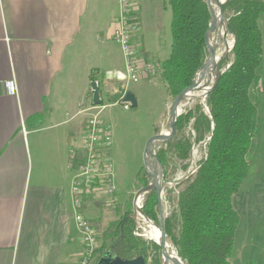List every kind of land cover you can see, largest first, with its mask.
I'll return each instance as SVG.
<instances>
[{
	"label": "crops",
	"instance_id": "obj_1",
	"mask_svg": "<svg viewBox=\"0 0 264 264\" xmlns=\"http://www.w3.org/2000/svg\"><path fill=\"white\" fill-rule=\"evenodd\" d=\"M129 1L138 24L136 56L149 62L151 43L163 31L166 0ZM118 14V0H0V264L80 261L70 189L83 146L84 111L93 106L91 78L102 104L122 88L125 63L113 40ZM259 27L263 67L253 158L260 167L243 193L249 203L245 228L253 230L259 221L264 237V18ZM130 86L136 100L138 90ZM114 198L116 205L96 191L82 199L81 213L97 242L125 212Z\"/></svg>",
	"mask_w": 264,
	"mask_h": 264
},
{
	"label": "trees",
	"instance_id": "obj_2",
	"mask_svg": "<svg viewBox=\"0 0 264 264\" xmlns=\"http://www.w3.org/2000/svg\"><path fill=\"white\" fill-rule=\"evenodd\" d=\"M166 5L171 11V45L158 77L173 100L192 85L206 60L205 34L211 14L206 0H166ZM223 15L234 37L229 68L222 60L219 69L224 72L216 87L203 104L183 109L176 120L175 136L155 152L167 181L177 164L186 172L192 147L205 143L206 156L193 175L177 184L175 205L164 218L166 240L183 264H229L240 224L232 198L247 175L246 157L259 124L250 90L260 83L263 53L259 22L264 18V0H226ZM122 93L119 87L106 102L115 104ZM171 192L167 191L169 201ZM141 213L159 225L154 194L146 197ZM134 230L131 213L124 212L103 235L109 242L107 250L122 260L143 256L145 262L146 253L152 250L151 264H162L159 248L136 237ZM103 249H97L95 261Z\"/></svg>",
	"mask_w": 264,
	"mask_h": 264
},
{
	"label": "rangeland",
	"instance_id": "obj_3",
	"mask_svg": "<svg viewBox=\"0 0 264 264\" xmlns=\"http://www.w3.org/2000/svg\"><path fill=\"white\" fill-rule=\"evenodd\" d=\"M166 7L167 13L165 15L163 14V31L161 32L157 40L151 43V47L148 50V61L151 63H161L166 60L170 54L171 11L167 5ZM220 29L223 31L222 26L220 27ZM221 40L222 43L219 48L220 52L224 50V41L223 39ZM231 40V36H228L226 41L231 45ZM135 45L137 44L133 43L134 47ZM231 59L232 56L230 53L228 59L223 60L227 65L228 63H230ZM262 67L263 66L261 65L260 69L258 70L259 76ZM212 83L213 79H211L209 87H211ZM130 87H136V89L138 90V93H136L137 105L135 108H131L129 106L128 110H124L121 104L112 105L103 100V104L106 107L103 109L101 117L102 120H105L104 122L110 125L112 128L111 154L114 193L112 196L108 197L111 199L112 203L116 205V203H114V196L117 195L119 209L123 206L122 208L125 207V212L131 213L132 219L135 222L134 235L155 244L145 237L147 228L143 220L135 212L133 200L136 193L150 182V178L147 176L143 166V152L145 145L147 141L154 135L165 133L167 134L169 132L167 123L170 106L173 100L166 93L165 85L158 76H155L154 80L149 83L142 81L138 82L137 84H131ZM259 87L260 86L258 85L256 89L250 90V98L256 104L258 112L260 113L261 106L256 96V91ZM196 103H201V100L195 99L193 101H190L189 103H186L185 105H183L181 113L183 112V109L191 108ZM258 135L259 129L256 130V136L258 137ZM256 142L257 139L256 141L254 139L247 153L246 158L249 163L247 175L241 184L239 192L232 198L233 208L239 213L241 221L236 231L235 245L229 259V264H261L264 237L262 236V233L260 231L261 229L259 228V221H255V227L253 230H246L244 225L246 222L245 216L247 214L246 206L249 205V203L245 200L243 192L245 188L250 185V183L254 184L256 173L257 171L259 172L260 167V164H258L259 161H257L255 157L253 158V154L255 151L254 149L256 148ZM160 147L161 144L159 143L153 145L151 148V152L155 154V152ZM205 156V143L193 146L191 149L188 170L186 172L182 171L179 167V164H177L176 172H174V174L167 181H164V172L162 166L159 167L157 165V167L160 168L162 174L161 207L164 218H166L170 214L172 207L175 205L176 194L178 193V189L176 188L177 184L184 181L187 177L193 175L197 170L199 161ZM150 164L152 165L151 161ZM150 174L152 176H155L154 173ZM145 183L146 185H144ZM252 186L253 185H251V187ZM167 191H172L171 201L168 200ZM146 197V194L142 195L141 208ZM236 198L237 201L235 200ZM156 227L158 226L156 225ZM167 244L170 248V251L175 253L172 245L168 242ZM108 245V240L101 239V242H97V249L102 246L104 247L103 251L106 252L108 249ZM146 255L147 258L145 263L151 264L153 251L148 250ZM161 262L162 264H164L162 257Z\"/></svg>",
	"mask_w": 264,
	"mask_h": 264
},
{
	"label": "built area",
	"instance_id": "obj_4",
	"mask_svg": "<svg viewBox=\"0 0 264 264\" xmlns=\"http://www.w3.org/2000/svg\"><path fill=\"white\" fill-rule=\"evenodd\" d=\"M119 14L113 40L118 44L124 58L125 71L119 77L123 93L115 104H121L124 110L129 104L123 102L129 85L137 84L142 79L158 76L161 64L139 61L133 46V38L138 24L132 15L129 0H118ZM10 93H13L9 85ZM105 106H91L87 109L83 146L80 157L75 161L76 174L71 184V206L74 211V222L82 243V254L78 264H91L96 257L97 238L92 225L81 213L82 199L93 192L101 191L107 196L114 193L113 166L109 156L112 147V128L102 120ZM73 154V152H71ZM141 209V208H140ZM139 215V213H138Z\"/></svg>",
	"mask_w": 264,
	"mask_h": 264
},
{
	"label": "water",
	"instance_id": "obj_5",
	"mask_svg": "<svg viewBox=\"0 0 264 264\" xmlns=\"http://www.w3.org/2000/svg\"><path fill=\"white\" fill-rule=\"evenodd\" d=\"M226 0L223 3L218 2L217 0H214V4L218 9V15L221 18V22H220V27H223V36L224 37H228L231 36V45L230 47H226L224 46V50L223 52L219 55V57L216 59L215 57V51L212 49H209L208 45H207V33L211 30V25H212V20H213V10H212V3L210 2V0H206V4L207 7L209 9V12L211 14V20H210V24L208 27V30L205 34V45H206V50H207V59L206 62L203 63V65L201 66V68L197 71V73L195 74L194 80L192 85H190L189 87L185 88L179 95H177L170 106V112H169V117L168 120H170V124L168 125L169 127V132L167 134H159V135H154L152 138H150L144 148V152H143V166L145 169V172L147 174V176L150 178V182L142 189H140L135 197H134V206L136 203V200L138 198H140V196L146 194V196L152 195L154 194L157 200V210H158V218H159V225H158V229L161 231V237L159 239L158 243H155V245L159 248L160 250V254L161 257L163 259L164 256H168V250L164 249L162 247V245H168L167 241H166V231H165V227H164V216H163V212H162V207H161V200H162V192H161V184H162V174H161V182L159 183L157 178L152 176L150 174V172L148 171V167L149 166H153L155 168H158L157 165L159 167H161L160 163L158 162V160L155 157V154H153L151 152V148L153 145L159 143L161 145L167 143L168 141H170L171 139H173V137L176 134V120L177 118L180 116L181 114V103L183 100V96L186 92L190 91L193 89L194 86V81L195 78L197 76L198 73L200 72H206V76L204 77L203 81L204 84L208 82V80L213 79V83L211 85V87H209L206 95L204 96V98L201 100V103L203 104L205 101V98L207 96L208 93H210L217 85L218 80L220 78V76L223 74L224 70H220L219 69V64L221 63V61L223 59H228L233 47H234V37L230 34L229 29H228V22L225 19L224 15H223V5L225 4ZM224 45H225V41H224ZM215 59V63L214 65L210 68L207 69L206 68V64L208 62L209 59ZM229 66L226 67V69H228ZM201 81V82H203ZM90 91H91V96H92V104L93 106H100L102 104L100 98H99V89L98 86L96 84V82H91L90 84ZM123 102L124 103H128L130 105L131 108H135L136 107V100L134 98V96L130 93H126L124 98H123ZM181 107L179 113L174 116L175 111ZM207 111V110H206ZM208 112V111H207ZM150 161L152 162V165L150 164ZM160 169V168H159ZM139 215L146 218L144 215H142L140 209H139ZM148 220V218H146ZM175 254V253H173ZM176 255V254H175ZM177 257V255H176ZM178 259V264H183L181 262V260L179 258ZM96 264H146L145 263V258L143 256L137 257L133 260H122L118 257H116L113 252L111 250H107L106 252L103 253V255L97 260Z\"/></svg>",
	"mask_w": 264,
	"mask_h": 264
},
{
	"label": "bare ground",
	"instance_id": "obj_6",
	"mask_svg": "<svg viewBox=\"0 0 264 264\" xmlns=\"http://www.w3.org/2000/svg\"><path fill=\"white\" fill-rule=\"evenodd\" d=\"M220 3H223L225 0H217ZM210 2L212 3V10H213V20H212V25H211V30L207 33V45L209 47V49H212L215 51V57L216 59L219 57V55L223 52H220L219 48L220 45L222 43V40L225 41V48L226 47H230V44L226 41L227 37L223 36V31L220 29V22H221V18L218 15V9L214 4V0H210ZM225 60V59H224ZM215 63V59H209L207 64H206V68L210 69ZM206 76V72H200L197 74L195 81H194V86L193 89L186 92L183 96V100L181 103V106L183 107V105H185L186 103H189L190 101H193L195 99H200L202 100L204 98V96L206 95L208 89H209V85H210V81L208 80L207 83L204 84V77ZM203 81V82H201ZM181 107H179L176 111L174 116H176L179 111H180ZM170 120H168L167 125L170 124ZM166 134V133H165ZM164 134V135H165ZM148 171L150 173H154L155 176L158 180V182H161V174H160V169L159 168H155L153 166H149L148 167ZM141 203H142V196H140V198H138L136 200L135 206H134V210L135 212L138 214L139 213V209L141 208ZM139 217L143 220V222L146 225L147 228V232L145 237L149 240L152 241L154 243H158L159 239L161 237V231L158 229V227H156V225L151 222L149 219L147 220L146 218L142 217L139 215ZM162 247L166 250H168L169 255L168 256H164L163 257V263L164 264H178V257H176L175 254H173V252L170 251V248L168 245H162Z\"/></svg>",
	"mask_w": 264,
	"mask_h": 264
},
{
	"label": "flooded vegetation",
	"instance_id": "obj_7",
	"mask_svg": "<svg viewBox=\"0 0 264 264\" xmlns=\"http://www.w3.org/2000/svg\"><path fill=\"white\" fill-rule=\"evenodd\" d=\"M102 255H103V254H102ZM94 262H95V263H94ZM96 262H97V260H96V261L94 260L91 264H96Z\"/></svg>",
	"mask_w": 264,
	"mask_h": 264
}]
</instances>
